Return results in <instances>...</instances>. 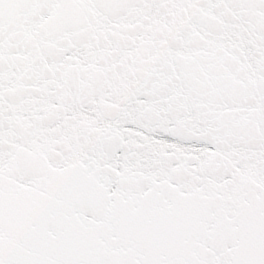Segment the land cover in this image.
Wrapping results in <instances>:
<instances>
[{
  "label": "snow or ice",
  "instance_id": "6c2138e0",
  "mask_svg": "<svg viewBox=\"0 0 264 264\" xmlns=\"http://www.w3.org/2000/svg\"><path fill=\"white\" fill-rule=\"evenodd\" d=\"M0 264H264V0H0Z\"/></svg>",
  "mask_w": 264,
  "mask_h": 264
}]
</instances>
